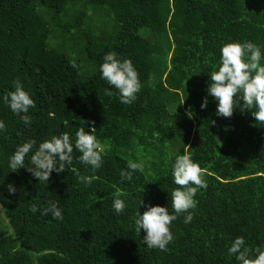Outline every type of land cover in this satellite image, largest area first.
Here are the masks:
<instances>
[{
	"label": "trees",
	"instance_id": "1",
	"mask_svg": "<svg viewBox=\"0 0 264 264\" xmlns=\"http://www.w3.org/2000/svg\"><path fill=\"white\" fill-rule=\"evenodd\" d=\"M232 41L255 43L264 55V0H0V205L14 237L0 225V264H240L228 251L236 237L264 250V124L242 101L230 118L218 116L207 91ZM112 51L139 73L130 104L101 78ZM16 80L36 102L27 126L3 102ZM91 127L106 151L98 170L75 149L72 165L46 183L27 170L31 153L25 167L10 169L29 139L38 145L67 132L74 143L79 128ZM185 152L204 169L207 188L190 223L187 213L172 222L167 250L149 248L135 230L137 212L159 205L172 213V166ZM129 161L143 170L121 181ZM48 201L58 202L62 220L30 211Z\"/></svg>",
	"mask_w": 264,
	"mask_h": 264
},
{
	"label": "clouds",
	"instance_id": "2",
	"mask_svg": "<svg viewBox=\"0 0 264 264\" xmlns=\"http://www.w3.org/2000/svg\"><path fill=\"white\" fill-rule=\"evenodd\" d=\"M264 55L261 48L250 41H232L221 47V55L218 70L210 75L211 83L208 86V94L217 101L218 116L230 118L239 101L243 102V108L253 110L252 115L256 122L264 124ZM73 66H75L73 64ZM38 71V69H37ZM101 78L119 92L120 102L130 104L136 100L141 90L139 73L131 59L121 60L114 51L108 52L103 57L100 65ZM14 91L3 96V102L11 111L18 115L20 120L27 126L32 123V117L28 114L30 108L36 107L35 100L24 90L19 80L13 82ZM108 96L113 92L105 89ZM207 99L201 104V108L207 106ZM88 123L94 124V121ZM213 125L215 121L211 122ZM0 130H6L5 123L0 120ZM96 128L91 127L89 131L79 128L75 133V142L69 133L64 132L59 136L53 135L50 139L43 140L37 145L35 139L19 145L9 159V167L12 171L25 167V157L31 153L30 163L34 168H27L38 181L45 183L50 179L53 171L63 172L66 165H72L74 149L81 155L78 157L80 163L90 165L93 170H98L103 164V156L106 151L102 143L95 135ZM129 170H121V181H131L135 171H142L143 164L129 161ZM79 180L91 184L92 178L81 176L72 168ZM174 183L178 186L171 193L172 213L163 206H147V210L141 215L137 212L135 218V230L139 234L143 229L146 235L143 240L149 248L167 250V245L174 239L171 232L172 222L182 213H187L184 223H190L193 219V210L197 206L195 199L199 189H206L205 171L198 162L194 161L191 152H185L175 157L172 166ZM8 192L15 193L13 185L7 186ZM118 196L126 195L117 192ZM142 203V201H141ZM2 207V206H0ZM113 207L117 213H122L125 203L122 199H115ZM41 215L49 213L54 219L62 220V210L58 202L48 201L42 210L35 204L30 208L32 213L37 211ZM229 253L235 255L240 264H264V250L260 247L255 249L246 245L243 237H236L228 249Z\"/></svg>",
	"mask_w": 264,
	"mask_h": 264
},
{
	"label": "rangeland",
	"instance_id": "3",
	"mask_svg": "<svg viewBox=\"0 0 264 264\" xmlns=\"http://www.w3.org/2000/svg\"><path fill=\"white\" fill-rule=\"evenodd\" d=\"M0 206H1V205H0ZM0 225H1L2 227H5L7 234H8L9 236H11V238L13 239L14 237H13V235H12V230H11V228L7 225V221H6L5 217L2 215L1 207H0Z\"/></svg>",
	"mask_w": 264,
	"mask_h": 264
}]
</instances>
